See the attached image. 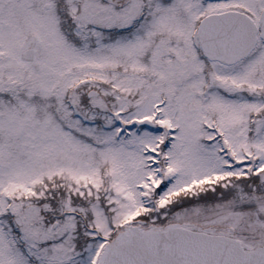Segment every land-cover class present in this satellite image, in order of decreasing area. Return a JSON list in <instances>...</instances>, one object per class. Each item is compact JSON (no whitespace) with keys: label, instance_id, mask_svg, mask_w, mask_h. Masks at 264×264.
<instances>
[{"label":"snow or ice","instance_id":"1","mask_svg":"<svg viewBox=\"0 0 264 264\" xmlns=\"http://www.w3.org/2000/svg\"><path fill=\"white\" fill-rule=\"evenodd\" d=\"M0 264H264V0H0Z\"/></svg>","mask_w":264,"mask_h":264}]
</instances>
